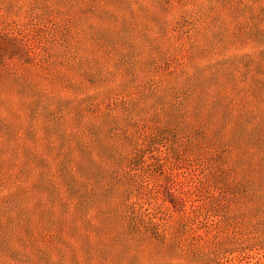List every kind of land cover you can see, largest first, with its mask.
<instances>
[{
    "label": "rangeland",
    "instance_id": "374dc122",
    "mask_svg": "<svg viewBox=\"0 0 264 264\" xmlns=\"http://www.w3.org/2000/svg\"><path fill=\"white\" fill-rule=\"evenodd\" d=\"M0 264H264V0H0Z\"/></svg>",
    "mask_w": 264,
    "mask_h": 264
}]
</instances>
